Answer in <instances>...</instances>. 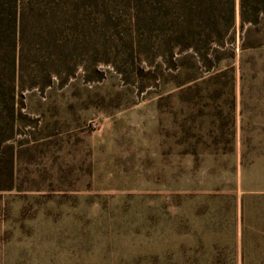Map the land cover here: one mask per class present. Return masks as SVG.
Masks as SVG:
<instances>
[{
	"label": "rangeland",
	"instance_id": "1",
	"mask_svg": "<svg viewBox=\"0 0 264 264\" xmlns=\"http://www.w3.org/2000/svg\"><path fill=\"white\" fill-rule=\"evenodd\" d=\"M99 11L101 76L0 79V264H264V38L209 65L152 0Z\"/></svg>",
	"mask_w": 264,
	"mask_h": 264
},
{
	"label": "trees",
	"instance_id": "2",
	"mask_svg": "<svg viewBox=\"0 0 264 264\" xmlns=\"http://www.w3.org/2000/svg\"><path fill=\"white\" fill-rule=\"evenodd\" d=\"M103 1L0 0V68L9 63V74L0 79L9 82L12 100L35 88L44 91L54 78L63 86L79 69L102 75L98 66L108 52L94 33L105 22H94L93 15ZM152 7L151 25L167 44L209 65L221 61L207 58L212 51L246 49L253 37L264 38V0H152ZM28 29L35 39L27 51L36 61L31 67L25 63Z\"/></svg>",
	"mask_w": 264,
	"mask_h": 264
}]
</instances>
